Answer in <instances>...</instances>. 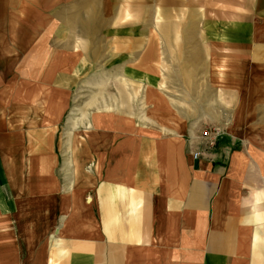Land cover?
Listing matches in <instances>:
<instances>
[{
  "label": "crops",
  "instance_id": "crops-1",
  "mask_svg": "<svg viewBox=\"0 0 264 264\" xmlns=\"http://www.w3.org/2000/svg\"><path fill=\"white\" fill-rule=\"evenodd\" d=\"M0 264H264V0H0Z\"/></svg>",
  "mask_w": 264,
  "mask_h": 264
},
{
  "label": "built area",
  "instance_id": "built-area-1",
  "mask_svg": "<svg viewBox=\"0 0 264 264\" xmlns=\"http://www.w3.org/2000/svg\"><path fill=\"white\" fill-rule=\"evenodd\" d=\"M206 132H204V134H205ZM199 155H200V152H198V151H195V152H192V157L193 158H198L199 157Z\"/></svg>",
  "mask_w": 264,
  "mask_h": 264
}]
</instances>
